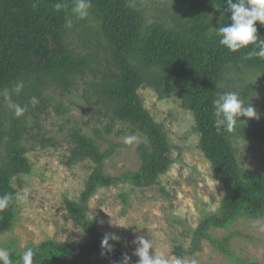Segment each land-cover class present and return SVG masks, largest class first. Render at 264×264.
Masks as SVG:
<instances>
[{
  "label": "trees",
  "instance_id": "obj_1",
  "mask_svg": "<svg viewBox=\"0 0 264 264\" xmlns=\"http://www.w3.org/2000/svg\"><path fill=\"white\" fill-rule=\"evenodd\" d=\"M76 1L0 0V195H17L14 177L31 172L27 148L22 144L27 113L39 108L30 100L37 97L41 102L50 81L69 91L77 78L94 73L99 79L95 83L98 101L111 115L109 130L116 121L126 123L142 133L147 142L138 147L139 168L117 176L105 169L115 145L102 149L96 139L81 130L71 131L69 163L91 159L94 166L80 198H66L65 207L89 238L87 242L48 239L31 244L26 248L36 252L33 264H96L93 257L98 253L122 264L126 254L130 264H137L136 257L117 248H102L104 235L98 220L88 211L89 201L100 187L120 181L152 186L172 164V145L163 127L145 108L139 94L142 87L152 88L159 98L175 94L180 97L182 106L194 115L199 149L223 185L219 211L204 219L197 236L211 239L210 228H224L240 216L263 217L264 173H244L232 137L239 133L264 142V120L254 127L238 124L230 132L218 131L214 125L213 101L223 94L221 85L228 81L231 66L242 65L264 73V58H248L252 45L232 52L219 43L216 30L232 23L228 0H173L171 23L160 19L150 25L133 0H91L89 15L80 18L74 29L80 39L90 43L89 53L77 52L72 46L71 16ZM57 3L64 7L57 10ZM215 17L220 22L211 29ZM255 26L258 37L264 40V24L257 21ZM17 82L24 85L19 94L11 91ZM4 89H9L12 102L28 106L22 116L17 117L9 108L2 95ZM252 90L247 88L244 95ZM17 202L0 211V234L13 227ZM228 240L211 239L224 252H228ZM26 248L10 253L13 264H23L21 255Z\"/></svg>",
  "mask_w": 264,
  "mask_h": 264
},
{
  "label": "rangeland",
  "instance_id": "obj_2",
  "mask_svg": "<svg viewBox=\"0 0 264 264\" xmlns=\"http://www.w3.org/2000/svg\"><path fill=\"white\" fill-rule=\"evenodd\" d=\"M173 0H133L134 6L147 18V25L164 19L171 23ZM77 2V1H76ZM89 11V10H88ZM80 21L72 13V46L77 52L89 53L90 43L74 32ZM220 22L215 17L214 29ZM76 31V30H75ZM79 33V32H77ZM228 81L222 83L223 93L236 92L255 108L259 118L240 117L241 125L254 127L264 120V73L231 66ZM94 79V80H93ZM94 73L76 79L69 91L50 81L42 93L39 108L27 113V129L22 141L27 148L31 172L14 177L17 194L28 191V197L18 200L16 220L11 229L0 234V247L9 253L22 252L27 246L52 239L59 242H87L88 235L69 216L65 199L78 200L87 178L93 170L91 159L69 163L72 143L70 133L79 129L96 139L102 149L115 145L113 156L105 169L113 175L137 170L141 160L138 147L147 142L139 131L116 121L111 130V115L98 101ZM247 88L253 90L244 95ZM145 108L167 134L171 146L172 164L152 186H135L117 182L100 187L89 201L88 214L98 220L100 230L119 237L109 239V245L139 259L134 253L138 237L152 240L156 252L168 258L184 256L197 259L198 264H264V216H240L224 228L208 231L211 239L229 237L227 251H220L207 237L196 234L204 219L219 211L224 196L222 183L216 178L211 162L199 149L194 130L195 118L182 106L178 95L159 98L149 87L139 90ZM246 96V97H245ZM135 136L131 144L124 137ZM232 143L237 149L241 169L248 175L264 173V142L235 134ZM126 197V198H125ZM96 264H122L114 257L95 254Z\"/></svg>",
  "mask_w": 264,
  "mask_h": 264
},
{
  "label": "clouds",
  "instance_id": "obj_3",
  "mask_svg": "<svg viewBox=\"0 0 264 264\" xmlns=\"http://www.w3.org/2000/svg\"><path fill=\"white\" fill-rule=\"evenodd\" d=\"M229 10L231 12L230 25H223L216 34L220 37L219 43L225 46L229 51L236 52L249 45L253 46V51L249 52L248 58L253 56L264 58V40H261L257 35L256 22L259 21L264 24V0H228ZM64 7L63 4L57 3L55 8L60 10ZM91 7V0H77L73 7V12L78 14L80 18L89 15V8ZM23 82H17L12 92L19 94L23 89ZM2 95L8 101V106L14 111L17 117L22 116L27 111V105H20L11 101L9 89H4ZM32 106L39 103L37 97H32L30 100ZM248 103L236 92H226L219 94L218 98L213 101L214 105V125L218 131L225 129L232 131L238 124L244 123L240 117H247L249 119L259 116L255 108L251 105L245 106ZM136 140L135 136L124 137L125 144H131ZM28 197V191L25 190L22 194L13 195L5 193L0 195V211L7 209L16 200H24ZM109 239L118 240L119 237L115 235L106 234L101 241L102 248H111ZM136 243L138 247L135 250V255L139 257L137 264H198L197 259L182 256H174L168 258L164 255L150 253V249H154L152 240H147L144 237H138ZM36 252L32 247L26 248L21 260L23 264H33ZM0 264H13L9 251L0 247ZM123 264H130V257L126 254L123 257Z\"/></svg>",
  "mask_w": 264,
  "mask_h": 264
}]
</instances>
